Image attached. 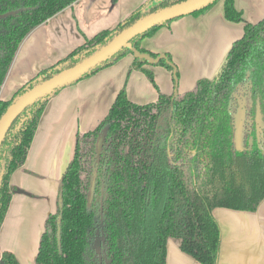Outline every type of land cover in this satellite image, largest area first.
Listing matches in <instances>:
<instances>
[{"label": "trees", "instance_id": "16d2710c", "mask_svg": "<svg viewBox=\"0 0 264 264\" xmlns=\"http://www.w3.org/2000/svg\"><path fill=\"white\" fill-rule=\"evenodd\" d=\"M76 1L0 0V86L30 32ZM181 1L144 3L114 29L98 33L39 71L10 101L0 100V118L28 89L89 56L146 11ZM217 1L192 14L205 12ZM224 17L243 22L233 0H224ZM170 22L150 28L129 43L139 54L157 60L150 63L134 57L133 69H142L153 83L152 74L142 67L162 66L171 72L177 87L179 73L170 56L140 47L143 38ZM128 54L133 53L121 48L74 82ZM247 74L257 90H264V18L245 23L242 37L232 43L217 74L199 80L191 91L160 93L155 103L140 106L122 89L100 124L77 137L73 157L59 181L61 207L58 204L56 213L44 222L34 264H98L97 256L88 261V255H93L83 212V175L89 185L95 179L96 188L102 185L105 190L100 216L102 264H166L169 239L177 241L179 249L198 263L217 264L220 229L212 211L254 212L264 200V155L235 150L232 117L227 111L231 92ZM64 87L26 108L1 144L0 228L12 197L10 177L24 165L47 102ZM102 134L108 139V147L97 155L96 144ZM124 136L129 137L128 151L122 147ZM0 261L19 264L10 252L0 253Z\"/></svg>", "mask_w": 264, "mask_h": 264}, {"label": "crops", "instance_id": "0c3cea01", "mask_svg": "<svg viewBox=\"0 0 264 264\" xmlns=\"http://www.w3.org/2000/svg\"><path fill=\"white\" fill-rule=\"evenodd\" d=\"M149 0H77L36 27L19 46L3 84L0 100L10 101L36 74L65 58L98 33L114 29ZM244 22L264 18V0H233ZM244 23L227 21L224 0L208 10L186 15L159 27L140 47L169 55L179 73L177 87L162 66L133 69L128 54L94 75L71 83L49 99L40 117L24 165L10 177L12 197L0 228V253L10 252L19 264H34L48 215L58 209L59 181L71 161L76 139L94 130L108 114L117 94L140 106L159 94L191 91L201 79H212L231 45L243 35ZM220 229L217 264H264V200L254 212L216 208ZM166 264H200L167 242Z\"/></svg>", "mask_w": 264, "mask_h": 264}, {"label": "water", "instance_id": "95a60500", "mask_svg": "<svg viewBox=\"0 0 264 264\" xmlns=\"http://www.w3.org/2000/svg\"><path fill=\"white\" fill-rule=\"evenodd\" d=\"M155 1L162 2L166 0H155ZM213 1L216 0H184L179 3L170 5L168 7L156 10L154 12L146 11L144 16H142L140 19L136 20L134 23L127 26L126 28L122 29L115 36H113L107 43L97 48L89 56L61 70L60 72L52 75L51 77L35 84L33 87H31L21 96H19L16 100H14L0 118V147L13 122L26 108H28L33 103L40 100L47 94L53 92L54 90L66 86L70 83H73L75 80H78L81 76L90 72L91 70L101 65L106 60H108L121 48L126 47L130 49L134 57L145 58L148 62L155 63L157 60H151L147 55L139 54L130 45L129 42L134 37L149 30L150 28H153L159 24L166 23L186 15H190L193 12L197 11L198 9L212 3ZM232 117H233V127H234L233 141H234L235 149L237 151H240L241 148L243 147V141H244V135H243L244 110L242 104H240V107L232 115ZM255 121L257 126V134H259L261 132L260 128L262 127L259 107L257 109ZM104 139H105V135L102 134L97 141L96 144L97 155L101 154V148ZM3 169H4V165L0 170V186L2 182ZM95 185H96L95 179H92L90 190L88 193L89 201L92 199L93 193L95 191ZM61 202L62 200L59 197L58 198L59 207H61ZM57 235L59 240V235H60L59 223H58ZM0 264H3V262L0 261Z\"/></svg>", "mask_w": 264, "mask_h": 264}, {"label": "flooded vegetation", "instance_id": "af4514ba", "mask_svg": "<svg viewBox=\"0 0 264 264\" xmlns=\"http://www.w3.org/2000/svg\"><path fill=\"white\" fill-rule=\"evenodd\" d=\"M263 97V98H262ZM227 103V111L232 115L242 104L244 110L243 120V147L240 152L259 153L264 155V90H257L249 80L248 74L240 81L231 92ZM263 102V103H262ZM263 104V105H262ZM259 107L262 122L261 132L257 134L255 117ZM232 129L234 140V127L232 117ZM234 144V141H233ZM108 146H106L105 150ZM235 148V145H234ZM236 150V149H235ZM102 153V151H101ZM94 172V171H93Z\"/></svg>", "mask_w": 264, "mask_h": 264}, {"label": "rangeland", "instance_id": "374dc122", "mask_svg": "<svg viewBox=\"0 0 264 264\" xmlns=\"http://www.w3.org/2000/svg\"><path fill=\"white\" fill-rule=\"evenodd\" d=\"M242 23H246L243 22ZM133 119H129V121L131 122ZM123 142L124 144H122L123 150L124 151H128V142H129V137L124 136L123 138ZM108 144V139H104L103 141V145L101 148L104 149ZM83 191H82V195H83V212L85 213L84 217H85V222L87 223V231L89 234H91V239H90V247H89V251L92 253L93 256L88 255V261H90L91 259H93L94 257H98V264H102V250L100 248L101 245V241L102 238L100 236V231H101V204L103 203L104 200V196H105V190L104 187L102 185H99V189L96 188L95 185V191L93 193L92 199L89 201L88 200V193L90 190V185H91V181H90V185L88 184L89 181L88 179L85 178V176L83 175ZM89 186V187H88ZM94 212V215H93ZM96 226V229L94 231V227ZM175 241V240H174ZM177 243V241H176Z\"/></svg>", "mask_w": 264, "mask_h": 264}]
</instances>
